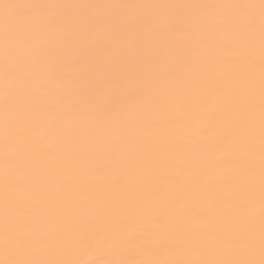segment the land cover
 <instances>
[{"label":"snow or ice","instance_id":"snow-or-ice-1","mask_svg":"<svg viewBox=\"0 0 264 264\" xmlns=\"http://www.w3.org/2000/svg\"><path fill=\"white\" fill-rule=\"evenodd\" d=\"M129 247L264 264V0L0 2V264Z\"/></svg>","mask_w":264,"mask_h":264},{"label":"bare ground","instance_id":"bare-ground-1","mask_svg":"<svg viewBox=\"0 0 264 264\" xmlns=\"http://www.w3.org/2000/svg\"><path fill=\"white\" fill-rule=\"evenodd\" d=\"M2 2V0H0ZM8 2L11 3H33L36 2V0H8ZM74 2H89V3H153V2H161V0H74ZM175 2H181V0H175ZM184 2H193V3H219L224 2V0H184ZM82 42L86 41L87 43H93L94 38L89 35L86 37L79 38ZM176 42L179 44L183 39V35H177L175 38ZM104 46L109 48H116L119 46L120 41L115 38H106L103 42ZM68 56L72 55V50L69 49ZM64 88L68 95L71 97V101L73 103H79L81 108L84 110H90V101H91V95L90 93L80 88L77 84L73 82L72 79H68L64 82ZM171 131V130H169ZM133 249L132 247H129L125 250H123L120 253H112V252H104L97 256H95V259L97 260V264H115L116 261L122 259V258H131V253Z\"/></svg>","mask_w":264,"mask_h":264}]
</instances>
